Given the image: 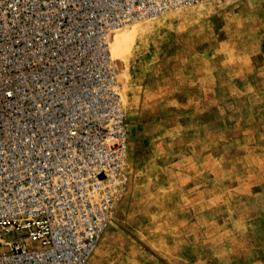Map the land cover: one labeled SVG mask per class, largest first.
Segmentation results:
<instances>
[{
  "label": "rangeland",
  "instance_id": "374dc122",
  "mask_svg": "<svg viewBox=\"0 0 264 264\" xmlns=\"http://www.w3.org/2000/svg\"><path fill=\"white\" fill-rule=\"evenodd\" d=\"M108 43L128 181L85 264H264V0H201Z\"/></svg>",
  "mask_w": 264,
  "mask_h": 264
},
{
  "label": "built area",
  "instance_id": "2783aa9c",
  "mask_svg": "<svg viewBox=\"0 0 264 264\" xmlns=\"http://www.w3.org/2000/svg\"><path fill=\"white\" fill-rule=\"evenodd\" d=\"M201 0H0V264H85L128 181L119 25Z\"/></svg>",
  "mask_w": 264,
  "mask_h": 264
}]
</instances>
